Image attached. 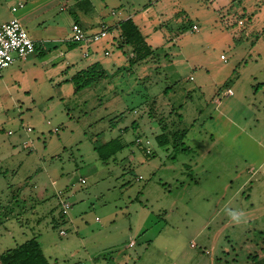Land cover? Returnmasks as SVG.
Segmentation results:
<instances>
[{
  "label": "rangeland",
  "instance_id": "1",
  "mask_svg": "<svg viewBox=\"0 0 264 264\" xmlns=\"http://www.w3.org/2000/svg\"><path fill=\"white\" fill-rule=\"evenodd\" d=\"M76 1L0 0V21L18 18L39 45L0 72V253L36 236L50 264H246L248 253L261 255L264 0H90L80 16L112 25L133 17L158 49L155 62L131 68L130 47L111 39L116 27L68 46ZM95 61L121 70L74 93L68 79ZM179 106L190 149L175 153L157 143L148 111L170 124ZM117 136L123 149L99 159L95 141ZM230 211L243 213L239 223Z\"/></svg>",
  "mask_w": 264,
  "mask_h": 264
},
{
  "label": "trees",
  "instance_id": "2",
  "mask_svg": "<svg viewBox=\"0 0 264 264\" xmlns=\"http://www.w3.org/2000/svg\"><path fill=\"white\" fill-rule=\"evenodd\" d=\"M76 5L89 10L92 7L90 0H78ZM77 22V21H76ZM118 35L115 38H120L121 43H117L118 48H123V45L130 47V55L127 59V65L124 68H131L132 66L143 62L152 61L155 62L158 57V49L153 48L147 43L145 35L141 32L139 26L133 21L132 18L128 17L117 23ZM110 30V28H109ZM114 39V37H113ZM76 42H68V46H75ZM39 49V45L36 44L35 50ZM43 54V51L39 52ZM121 67L117 68L114 74L108 73L99 61H95L92 64L76 71L68 79L74 86V93L81 91L82 89L91 86L95 82L101 79H106L109 76L115 75L120 71ZM150 112L154 109L156 104L153 102L149 103ZM157 107V106H156ZM180 106L173 108L168 114H172L177 117L176 121L173 120L169 124L164 119L163 115L155 116L151 115L148 111L149 117L155 119L161 132L155 136L157 143L161 146L171 145L173 152H186L190 148L184 142V138L187 134L188 129L182 126V114L178 112ZM178 120V121H177ZM137 126V121L132 122V127ZM127 127L124 128L126 130ZM138 138H136L137 140ZM140 142H138L139 144ZM124 143L120 140V136L109 139L107 141L96 143L93 146L97 152L99 159L107 162L113 157L118 151L122 150ZM147 157H153L154 153H148L145 151ZM62 213V210H61ZM63 214V213H62ZM64 215V214H63ZM1 222V221H0ZM57 224V222H56ZM55 224V225H56ZM262 254L255 252L248 253L246 258V264H264V247L261 249ZM0 264H50L49 260L43 253L40 243L36 236L24 240L23 242L15 245L14 247H8L0 253Z\"/></svg>",
  "mask_w": 264,
  "mask_h": 264
},
{
  "label": "built area",
  "instance_id": "3",
  "mask_svg": "<svg viewBox=\"0 0 264 264\" xmlns=\"http://www.w3.org/2000/svg\"><path fill=\"white\" fill-rule=\"evenodd\" d=\"M23 5L20 2L17 6L11 7V11L15 12L18 8H22ZM239 23L242 22L239 21ZM192 29H197L196 24L192 25ZM109 33L110 30L105 24H102L97 31H88L78 22H73L71 24V36L69 40L76 43L89 44L91 42H98ZM36 44V41L28 35L18 18L13 17L0 24V72L16 60L23 59L34 53ZM104 53L108 54L109 52L106 50ZM87 54V51H84V55L86 56ZM232 93V90L227 88L226 94L231 95ZM136 141L140 142L139 139ZM81 182H84V179H81ZM68 207L67 203L62 204V213L64 215H66ZM60 234L65 235L66 232L61 230ZM132 244L131 242L130 245Z\"/></svg>",
  "mask_w": 264,
  "mask_h": 264
},
{
  "label": "crops",
  "instance_id": "4",
  "mask_svg": "<svg viewBox=\"0 0 264 264\" xmlns=\"http://www.w3.org/2000/svg\"><path fill=\"white\" fill-rule=\"evenodd\" d=\"M77 2V1H76ZM76 2L73 4V6L72 7H69L68 9H70V8H72V12L74 13V18L72 19V21L73 22H78L79 24H81V26H83L86 30H88V31H97L99 28H100V26L102 25V24H105V25H107L108 26V28H110V32L112 31V28L113 27H117V23L118 22H120V21H122V20H125L126 18H124V19H122V20H119L116 24H114V25H112V24H108L107 22H105L104 20H98V21H96V22H90L91 20H89V19H87L86 17H85V15H83V14H88V13H90L91 11H92V7H91V9H89V10H85V9H83V8H81V7H79V6H77L76 5ZM20 3V2H19ZM76 11H79V12H76ZM79 13H83L82 14V16H80V14ZM84 16V17H83ZM12 18V17H11ZM11 18H9L8 20H10ZM128 18V17H127ZM130 18H132L133 19V17H130ZM7 19L5 20H2V21H0V24H2V23H4V22H6V21H8ZM133 21L135 22V20L133 19ZM72 22V23H73ZM136 23V22H135ZM137 24V23H136ZM193 24H195V23H193ZM197 26V25H196ZM160 27H163V25L162 24H160ZM98 28V29H97ZM193 30V29H192ZM70 33H71V26H70ZM117 34H119V33H117ZM110 34H108L107 36H105L104 38H107L108 36H109ZM144 35V34H143ZM113 37H114V42H115V40H116V36L115 35H112ZM112 37V38H113ZM111 38V39H112ZM103 39V38H102ZM145 39H146V41H147V36L145 35ZM34 40V39H33ZM101 40V39H100ZM99 40V41H100ZM64 41L65 42H70V40H68L67 38H65L64 39ZM147 43L149 44V42L147 41ZM87 53H88V51H87ZM83 55H84V53H83ZM85 56V55H84ZM86 56H88V54L86 55ZM28 57V56H27ZM23 59H26V57L25 58H23ZM28 130H30V128H28ZM55 131H57V129H55ZM10 133V132H9ZM131 243V242H130ZM130 243H129V246H131L130 245ZM133 245V244H132ZM102 264H104V263H102Z\"/></svg>",
  "mask_w": 264,
  "mask_h": 264
},
{
  "label": "clouds",
  "instance_id": "5",
  "mask_svg": "<svg viewBox=\"0 0 264 264\" xmlns=\"http://www.w3.org/2000/svg\"><path fill=\"white\" fill-rule=\"evenodd\" d=\"M228 215L230 216V218L232 219L234 223H239L243 216V213L237 212V211H230Z\"/></svg>",
  "mask_w": 264,
  "mask_h": 264
}]
</instances>
